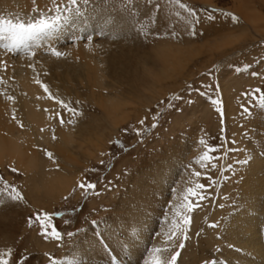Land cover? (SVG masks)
Returning <instances> with one entry per match:
<instances>
[{"label": "bare ground", "instance_id": "obj_1", "mask_svg": "<svg viewBox=\"0 0 264 264\" xmlns=\"http://www.w3.org/2000/svg\"><path fill=\"white\" fill-rule=\"evenodd\" d=\"M105 4H90L89 0H77L76 5L69 4V0H0V20L25 25L42 19L56 22L55 28L19 44L13 43L6 26H0V168L15 165L24 173L20 191L31 205L42 207L69 193L81 171L73 149L82 150L93 142L87 140L92 135L89 127L76 123L73 128L77 129L73 130L71 124L58 117L54 108L58 93L72 92L73 78H83L80 83L90 93L89 99L82 94L83 100L91 99L109 117L125 100L119 103L126 91L125 74L135 75L144 65L134 51L121 50L120 40L131 34L124 37L122 17L118 12L109 15ZM162 18L168 19L167 15ZM107 23L120 40L106 41ZM163 57L168 62L167 54ZM129 80L127 83L133 85ZM223 130V147L216 160L211 159L206 140L204 147L195 151L188 145L197 139L193 128L187 134V130L177 133V137L172 131L163 153L154 158L145 156L128 170L108 207L107 219L97 224L86 222L87 228L79 233L76 245L57 264H154L156 260L171 264L176 253L175 264H264L260 245L264 230V124L249 132L248 141L237 134L231 151L226 125ZM86 133L89 136L85 139ZM96 140L99 144L98 137ZM244 160L248 162L241 164ZM201 162L209 166L203 168ZM73 170L79 172L73 174ZM201 184L207 185L203 190L207 198L189 212V205L196 199L192 192H201ZM6 204L0 203V236L13 240L21 230H16V221L8 225L3 221L2 207ZM10 204L15 209L17 203ZM185 218H190V225L184 223ZM213 224L217 227H210Z\"/></svg>", "mask_w": 264, "mask_h": 264}, {"label": "rangeland", "instance_id": "obj_2", "mask_svg": "<svg viewBox=\"0 0 264 264\" xmlns=\"http://www.w3.org/2000/svg\"><path fill=\"white\" fill-rule=\"evenodd\" d=\"M89 1L102 5L107 2L105 7L109 15L119 13L121 24L123 22L120 27L126 32L124 37L128 32L131 37L123 40L122 32L120 40L111 23H107L106 41L118 38L123 45L121 50L134 51L141 57L144 68L142 71L140 67L135 75L125 74L133 85L128 84V80L125 82L128 85H124L126 91L119 103L125 100L112 115L121 113V120L126 121H119L118 114L117 120L112 115L107 118L91 99L87 101L90 93L83 86L85 84L80 83L84 82L83 78L81 81L73 78L72 92L58 93V103L54 107L58 117L72 128L76 123L89 127L92 135L86 133L83 138L89 136L87 140L93 141V146L87 143L82 150L73 149L77 165L81 167L80 172L73 170V174L79 172L77 178L80 179L65 196L42 207L31 205L20 191L24 173L15 165L5 164L0 168V203H8L2 207L3 221L7 225L16 221L14 226H19L16 230H21L13 240L0 236V261L7 260L8 264H57L76 245L79 233L87 228L86 222L91 220L97 224L107 219L108 207L117 197L118 185H123L128 170L145 156L154 158L163 153L172 131L175 130L177 137V133L187 130V134L193 128L197 139L188 145L195 151L203 148L206 140L209 155L216 160L223 147V125L228 129L226 136L231 151L237 134L248 141L249 132L256 125L264 124V0ZM159 14L163 18L167 15L168 19L164 18L167 24L163 18L161 21ZM252 20L257 21L253 23ZM152 88L158 91L152 92ZM84 93L87 100L82 98ZM7 106L12 108L13 105ZM111 118L112 123L109 122ZM81 137V140L86 139ZM78 142L74 141L76 145ZM74 155L70 154V158ZM201 163L203 168L209 166L207 162ZM88 184L94 188H87ZM9 202L17 203L15 209ZM54 232L60 233L59 239Z\"/></svg>", "mask_w": 264, "mask_h": 264}, {"label": "snow or ice", "instance_id": "obj_3", "mask_svg": "<svg viewBox=\"0 0 264 264\" xmlns=\"http://www.w3.org/2000/svg\"><path fill=\"white\" fill-rule=\"evenodd\" d=\"M77 0H69V4L71 5H76ZM59 19V14L56 17V20ZM209 19H214V17H209ZM233 19L238 21V18L233 15ZM0 26H6L5 30L8 31L11 34V38L14 44H19L23 42L25 39L32 38L36 34L45 31L46 29L49 28H55L56 27V22L53 20L51 23L45 19L40 20L38 23H31L28 25H25L23 23L20 24H15L11 21H4L0 20ZM195 34V33H194ZM57 55H60V53H56ZM47 90V89H46ZM262 104H264V101H262ZM245 112L247 109L244 110ZM248 161H240L241 164H246ZM15 171V169H13ZM197 175H200V173H197ZM81 187H85V185H81ZM87 188H94V185L88 184L86 185ZM201 192H192V196L195 199V201L189 205V212L192 211L193 207H198L199 206V201L202 199H205L207 197L204 196L203 190L207 187V185H199ZM184 223L186 225H190V218H185ZM210 227H217V225L213 224L210 225ZM71 235V233H69ZM55 238L59 239L60 238V233L59 232H54ZM185 239H187V236H185ZM180 247L183 248L184 244L181 243ZM179 255V253H176L171 257V264H175L176 258ZM0 264H8L7 260L0 261ZM154 264H162V261L156 260L154 261Z\"/></svg>", "mask_w": 264, "mask_h": 264}]
</instances>
